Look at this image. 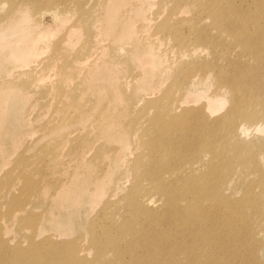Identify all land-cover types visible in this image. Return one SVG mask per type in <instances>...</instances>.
I'll use <instances>...</instances> for the list:
<instances>
[{"label": "rangeland", "instance_id": "374dc122", "mask_svg": "<svg viewBox=\"0 0 264 264\" xmlns=\"http://www.w3.org/2000/svg\"><path fill=\"white\" fill-rule=\"evenodd\" d=\"M260 28L264 0H0V264H264Z\"/></svg>", "mask_w": 264, "mask_h": 264}, {"label": "bare ground", "instance_id": "6f19581e", "mask_svg": "<svg viewBox=\"0 0 264 264\" xmlns=\"http://www.w3.org/2000/svg\"><path fill=\"white\" fill-rule=\"evenodd\" d=\"M204 5V4H203ZM216 6H217V3H216ZM210 6L209 5H204V10H208L209 13L211 14L212 12V8H209ZM53 15V16H52ZM50 17H52V19L56 18L57 15L54 13L52 14ZM116 20L114 19V21L111 23L113 25L116 24ZM11 26H13V23L10 24ZM28 25V23H27ZM262 29L261 31V34L262 36H264V28H260ZM31 33H34L33 31L30 30ZM28 32V39L25 40V49H22V52L27 56V58L29 57V55H31L33 52H32V47L36 46L38 43H39V40L41 42H44V43H49V42H52V39L49 37V35H45L44 33H40V35L36 38V39H32L31 38V33ZM119 36L120 35H112V41L116 42L119 39ZM150 37V35H149ZM3 38V34H0V40ZM31 38V39H30ZM118 49H120V46H117ZM244 51L249 55V57L253 58L254 60V64L252 65H249V68L251 70H255L256 73H255V79L258 81V82H262V73L264 72V39L261 40V41H258L256 42L253 46H249L248 48H244ZM1 57H5L4 54H0V58ZM26 58V59H27ZM25 62V61H24ZM247 80L250 78L249 76L247 75H244ZM262 88H264V86H260ZM263 94H264V90L262 91ZM260 92V93H262ZM231 101L233 102V107L238 110V109H247L250 104L254 101H251V98L250 99H246V100H243V101H237L236 99H231ZM223 104V103H222ZM211 108V107H210ZM209 108V110H210ZM247 114V115H246ZM245 116L247 118H252L253 115L250 114V112H246ZM207 116V114H206ZM208 117V116H207ZM229 120H227V126L225 128H228L230 130H232V128L230 127L231 123H229ZM243 131L245 132L244 128H240V131ZM208 153H210V151L207 150ZM202 153H205V152H202ZM212 154V153H211ZM198 161V159H193L191 160V164L194 165L196 164ZM241 163H238L236 164L234 167L240 165ZM245 167L247 168V164H245ZM194 168V166H192V169ZM232 169H233V166L232 167H229V166H226L225 167V170L228 174L232 173ZM258 172V171H257ZM258 173H261V172H258ZM208 199V198H207ZM178 199H173V200H169L168 202H174ZM220 201L219 199L217 200V202ZM224 201H226V204H228L229 206H234L236 209H237V212L240 213L245 219H250V213L247 209L248 205L246 204V201L247 200H243L242 202H239L238 204L236 205H232L230 201H228L226 198H224ZM213 205V204H212ZM204 208V211L209 213V215H217V210L216 209H211V208H207V207H203ZM198 218V215H193L192 218H191V221L188 222L189 225H191V227L189 228V232L194 235L195 239H197V233L196 231L199 232V227H195L194 228V223L193 221L195 219ZM216 222V221H215ZM203 230V229H202ZM205 230V229H204ZM202 232V231H201ZM220 241V240H217V242ZM211 243V242H210ZM162 244H165V243H162ZM228 247V244H227V241L224 242V244H222L220 246V250L221 249H226ZM195 263V262H194ZM223 264V263H222Z\"/></svg>", "mask_w": 264, "mask_h": 264}]
</instances>
